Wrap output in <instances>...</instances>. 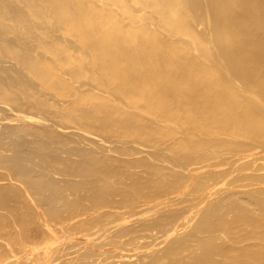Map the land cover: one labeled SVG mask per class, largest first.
Listing matches in <instances>:
<instances>
[{
  "label": "bare ground",
  "instance_id": "bare-ground-1",
  "mask_svg": "<svg viewBox=\"0 0 264 264\" xmlns=\"http://www.w3.org/2000/svg\"><path fill=\"white\" fill-rule=\"evenodd\" d=\"M0 264H264V0H0Z\"/></svg>",
  "mask_w": 264,
  "mask_h": 264
}]
</instances>
